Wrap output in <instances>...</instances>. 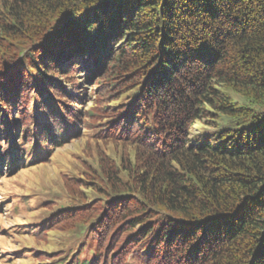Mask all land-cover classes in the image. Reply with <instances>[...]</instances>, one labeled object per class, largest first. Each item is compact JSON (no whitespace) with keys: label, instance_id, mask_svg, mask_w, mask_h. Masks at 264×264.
Listing matches in <instances>:
<instances>
[{"label":"trees","instance_id":"trees-1","mask_svg":"<svg viewBox=\"0 0 264 264\" xmlns=\"http://www.w3.org/2000/svg\"><path fill=\"white\" fill-rule=\"evenodd\" d=\"M83 138L38 264H264V0H0V179Z\"/></svg>","mask_w":264,"mask_h":264},{"label":"rangeland","instance_id":"rangeland-1","mask_svg":"<svg viewBox=\"0 0 264 264\" xmlns=\"http://www.w3.org/2000/svg\"><path fill=\"white\" fill-rule=\"evenodd\" d=\"M235 98L238 97L235 95ZM207 129L200 128L197 134L211 132L212 128ZM48 151L47 146H42L40 154H48ZM95 151V144L89 145L83 138L55 148L49 153L51 159L44 164H36L37 160L30 155L27 163L15 174L4 169L0 179V264H38L34 257L39 251L78 247L79 239L72 233L52 234L50 247L44 246L43 242L37 245L29 233L34 227L32 224L51 216L47 205L65 200L63 176L74 174L81 161L89 154L94 155ZM109 151L117 154L114 149Z\"/></svg>","mask_w":264,"mask_h":264}]
</instances>
